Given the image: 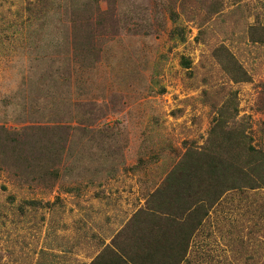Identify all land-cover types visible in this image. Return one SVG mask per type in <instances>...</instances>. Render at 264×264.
Segmentation results:
<instances>
[{"label": "rangeland", "instance_id": "374dc122", "mask_svg": "<svg viewBox=\"0 0 264 264\" xmlns=\"http://www.w3.org/2000/svg\"><path fill=\"white\" fill-rule=\"evenodd\" d=\"M86 1L0 0V264H88L117 234L115 248L129 251L121 233L133 230V214L186 143L204 144L228 99L264 144V45L249 39L251 27H264V0L219 1L211 17L199 0H108L101 11L110 13L109 28L91 35L85 66L73 40L95 30L81 16ZM221 46L249 81L225 74ZM86 129L119 142L113 176L97 143L83 141ZM28 140L34 150L62 141L52 158L63 162L42 167L59 169V178L42 176L26 155ZM50 147L35 155L47 159ZM83 153L91 169L68 175ZM201 227L184 264H264V188L227 193ZM45 253L49 261L37 256Z\"/></svg>", "mask_w": 264, "mask_h": 264}, {"label": "trees", "instance_id": "16d2710c", "mask_svg": "<svg viewBox=\"0 0 264 264\" xmlns=\"http://www.w3.org/2000/svg\"><path fill=\"white\" fill-rule=\"evenodd\" d=\"M219 1L222 4L223 0H199V4L211 17L222 11ZM103 2L107 3L108 0H87L85 2V14L81 16L86 17L85 25L87 26L88 18L95 30H84L79 40L75 38L73 40L75 48H78V53L73 54L74 58L80 59V63L82 60L85 66L89 63L86 62L87 55L94 52L96 46L94 40H89L93 38L91 35H95L96 32L101 33L110 22V13L101 11ZM171 16L176 21L177 15L171 12ZM176 31V34L184 40V31L181 29ZM249 39L253 44L264 45V27H251ZM80 47L82 55L81 51L79 52ZM220 48L216 56L225 74L237 83L249 81L250 77L238 60L229 53L227 48L224 46ZM96 60H99V57ZM184 63L186 66L190 64L187 60ZM93 65L95 66V62H91V66ZM215 111L216 115L204 144L186 143L185 153L170 171L163 185L147 197L146 208L140 209L133 217L135 228L138 231L136 237L140 236L133 244L137 253L131 247L129 252L124 250V257L123 254L117 253L116 258L111 260V264H182L186 260L194 233L201 228L211 210L227 193L234 191L244 193L264 188V144L255 141L250 117L239 118L238 106L232 99H228ZM83 136L90 140L83 139ZM83 136L81 138L83 141L97 143L92 149L97 150L96 153L103 161L101 163L111 167L108 173L111 176L117 173L116 168L112 167H115L113 159L118 153L119 142L110 134H105L100 130L86 129ZM14 141L17 143L15 139ZM32 141L28 140L26 143L29 147L26 155L34 162H38L42 176L49 174L59 178V169L51 173L42 171V167L47 162L56 166L63 162L61 157L57 160L52 158L59 153L62 141L57 140L56 143L48 141L36 150H34ZM44 146H51L45 152L47 159L35 155ZM61 150L64 152L63 147ZM87 155L88 153H83L82 158L72 159L70 162L72 164L66 168L68 175L77 172L80 175L81 172H88L91 169V166H85ZM89 155L97 161L94 153ZM25 156L23 160L27 163L30 158ZM136 169L133 168L132 171ZM96 170L100 171L98 167ZM89 183L93 184V179H90ZM101 195L103 196L102 192ZM147 217L152 220L150 228L146 226L147 222L142 221ZM174 236L178 239V244H176L177 249L172 252L169 242L172 238L174 239Z\"/></svg>", "mask_w": 264, "mask_h": 264}, {"label": "crops", "instance_id": "0c3cea01", "mask_svg": "<svg viewBox=\"0 0 264 264\" xmlns=\"http://www.w3.org/2000/svg\"><path fill=\"white\" fill-rule=\"evenodd\" d=\"M102 197H104V195H103ZM146 201H147V198L145 199V203L142 204V206H141L136 212H138L140 209H144V208H146ZM210 213H211V212H210ZM135 214H136V213H135ZM135 214H133V217L135 216ZM133 217H132V224H130V226L133 227V230H132L131 232H129V233H127L128 230H124V232L121 233V235H122V234H125L126 237H127V239H128V241H129V250H130L131 247L134 248V247H133L134 241L140 237V236L136 237V236L138 235V231H137V229L135 228V224H134L135 222L133 221V220H134ZM208 217H209V216H208ZM208 217H207V218H208ZM207 218L204 220L202 226L204 225V223H205V221L207 220ZM142 221H143L144 223L147 222L146 226H147L148 228L151 227L150 221H152V220H150L148 217H147L146 219L142 220ZM201 228H202V227H201ZM201 228H200V229H201ZM200 229L197 230V231L194 233V235H193V237H192V240L194 239L195 235L200 231ZM117 236H118V234H117L116 236H114V237L111 239L112 241H111L110 243L104 245L103 249L98 253V255H96L95 258L92 259L88 264H97V263H99V264H106L107 262H109V264H111V260H112L113 258H116L117 253H121V254H123V257H124V254H125L124 250L127 251V252H129V251L126 250V249H122V248L117 250V249L115 248V246H114V244H113V240H114L115 237H117ZM192 240H191V242H192ZM191 242H190V246H191ZM171 244H172V245H171ZM176 244H178V239L174 236V239L172 238V240L169 242V246L172 248V252L175 251V250L177 249V245H176ZM108 247H109V248H108ZM59 249H63V247H62V246H59ZM189 249H190V247H189ZM134 250H135V252L137 253L136 248H134ZM46 252H47V251H46ZM53 252H54V251H53ZM189 252H190V250L188 251V254H187L186 260H185L182 264H184V263L187 261V258H188V256H189ZM61 253H62V252H61ZM46 254H47V253H45V254H43V255H39V254H37V256H41V257H42L41 260H44V258L47 259V257H44ZM57 254H58V253H52V254H51V259H54V257H57ZM37 256H36V257H37ZM47 260H48V259H47ZM48 261H49V260H48ZM61 262H62V261L59 259V261H58L57 263H55V264H62ZM81 263H82V264H85L84 262H81Z\"/></svg>", "mask_w": 264, "mask_h": 264}]
</instances>
